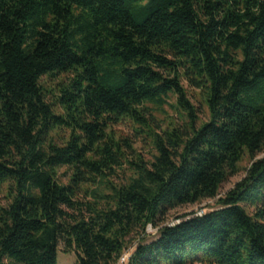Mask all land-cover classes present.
I'll return each mask as SVG.
<instances>
[{"label":"trees","instance_id":"trees-1","mask_svg":"<svg viewBox=\"0 0 264 264\" xmlns=\"http://www.w3.org/2000/svg\"><path fill=\"white\" fill-rule=\"evenodd\" d=\"M171 97L187 120L156 133ZM127 121L151 162H128L134 142L113 132ZM262 154L264 0H0V264H58L61 247L119 264L138 238L126 264H264ZM246 156L218 208L161 228L218 198Z\"/></svg>","mask_w":264,"mask_h":264},{"label":"rangeland","instance_id":"rangeland-1","mask_svg":"<svg viewBox=\"0 0 264 264\" xmlns=\"http://www.w3.org/2000/svg\"><path fill=\"white\" fill-rule=\"evenodd\" d=\"M44 83L52 91L54 84L50 83V81L46 79ZM183 84L188 90L189 98L192 104L199 110V125L209 121V111L205 104L204 97L201 95V92L192 88L187 81H183ZM152 115L153 119H151V122L156 128V133L158 132L159 134L163 130L182 126L187 120L184 115V112L178 106L177 99L175 97H171L163 108L154 109ZM136 128L137 127L132 122L127 121L116 126L113 129V132L116 134L117 137L129 138L134 142V152H129L131 153V155L128 157V162H134L139 158H141L145 162H151L155 154L153 138L147 133V131L137 132L135 130ZM68 135V131L63 130L57 132L56 135H54V138L55 140L60 141L62 138L68 137ZM263 157L264 154L258 156L255 160L261 159ZM252 163L253 160L249 156H246L238 167V173L234 177L230 178L222 186L218 198H216L215 200L204 201L201 204L179 207L174 210H171L168 213L167 219L164 224H162L161 228L167 225H175L179 222L180 218L189 214L202 215L213 209L218 208V203L220 199H224L232 190H234L237 184H239L242 180L246 178L248 170L251 167ZM117 172V175L112 178L113 182L117 184L126 183L129 177L132 175L131 166L127 162H125L123 164V167ZM64 173L65 170H62L61 174L63 175ZM160 229H154L152 226H150L146 233L148 241H152L154 238H156ZM139 242L140 239L138 238L133 243V245H131L130 248L126 251V254L124 256L132 254L135 248L138 246ZM58 264H77L76 254H65L63 247H61L58 255Z\"/></svg>","mask_w":264,"mask_h":264},{"label":"built area","instance_id":"built-area-1","mask_svg":"<svg viewBox=\"0 0 264 264\" xmlns=\"http://www.w3.org/2000/svg\"><path fill=\"white\" fill-rule=\"evenodd\" d=\"M130 257H131V254H130V255H127V256H124V257L121 259V261H120L119 264H126L127 261L130 259Z\"/></svg>","mask_w":264,"mask_h":264}]
</instances>
